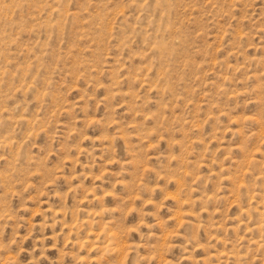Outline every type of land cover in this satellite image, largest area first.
<instances>
[{"label":"rangeland","instance_id":"1","mask_svg":"<svg viewBox=\"0 0 264 264\" xmlns=\"http://www.w3.org/2000/svg\"><path fill=\"white\" fill-rule=\"evenodd\" d=\"M0 264H264V0H0Z\"/></svg>","mask_w":264,"mask_h":264}]
</instances>
